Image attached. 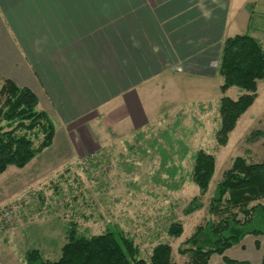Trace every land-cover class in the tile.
Instances as JSON below:
<instances>
[{
  "label": "crops",
  "instance_id": "obj_1",
  "mask_svg": "<svg viewBox=\"0 0 264 264\" xmlns=\"http://www.w3.org/2000/svg\"><path fill=\"white\" fill-rule=\"evenodd\" d=\"M258 18L264 0H0V80L31 89L81 157L199 100L186 88L217 77L224 41ZM247 250L263 264L264 235L224 256L250 264Z\"/></svg>",
  "mask_w": 264,
  "mask_h": 264
},
{
  "label": "rangeland",
  "instance_id": "obj_2",
  "mask_svg": "<svg viewBox=\"0 0 264 264\" xmlns=\"http://www.w3.org/2000/svg\"><path fill=\"white\" fill-rule=\"evenodd\" d=\"M236 33L253 35L264 46L261 18L249 31L237 29L230 35ZM221 85L219 74L204 83L196 81L186 89L195 97L201 94L199 100L181 104L123 139L99 135L100 140L104 136L102 141L81 157L69 150L64 129L58 127L50 148L25 168L12 166L1 175L0 200H5L0 203V263L25 264L24 254L30 249H38L45 260L57 261L66 243V227L75 223L88 236L122 230L147 261L153 248L168 244L173 262L188 264L190 256L180 255L178 248L210 220L208 207L224 173L239 157L249 163L264 161V81L225 146L217 135ZM240 94L232 88L226 96L236 99ZM198 151L216 161L203 196L191 176ZM194 202L203 206L186 214ZM173 224H182L179 238L168 233ZM245 253L250 264H257V252ZM222 262V256L215 254L209 264Z\"/></svg>",
  "mask_w": 264,
  "mask_h": 264
},
{
  "label": "trees",
  "instance_id": "obj_3",
  "mask_svg": "<svg viewBox=\"0 0 264 264\" xmlns=\"http://www.w3.org/2000/svg\"><path fill=\"white\" fill-rule=\"evenodd\" d=\"M217 69L222 78L217 135L220 145L225 146L240 118L258 97L259 83L264 81V46L250 34L229 37L223 43ZM232 88L241 93L236 99L226 96ZM38 105L39 99L31 89L9 79L0 80V176L12 166L25 168L52 146L56 122ZM35 140L40 142L36 144ZM215 168L213 156L203 151L193 156L192 181L202 196L209 190ZM261 201H264V161L249 163L244 158L235 159L215 188L208 207L210 220L197 227L178 253L190 256L188 264H209L215 254L222 256V264H249L224 254L248 236L264 235ZM195 204L186 214L203 206ZM65 233L66 243L57 261L45 260L38 249H30L24 254L25 264H176L170 245H157L147 261L135 240L119 229L88 236L70 223ZM168 233L179 238L183 234L182 224H173Z\"/></svg>",
  "mask_w": 264,
  "mask_h": 264
}]
</instances>
